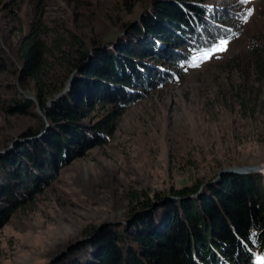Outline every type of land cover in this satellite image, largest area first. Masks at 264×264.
<instances>
[{
    "label": "rangeland",
    "instance_id": "1",
    "mask_svg": "<svg viewBox=\"0 0 264 264\" xmlns=\"http://www.w3.org/2000/svg\"><path fill=\"white\" fill-rule=\"evenodd\" d=\"M205 1L229 32L227 50L195 68L187 65L195 51L186 48L179 61L149 58L166 70L160 84L126 107L88 108L84 121L105 126L101 141L70 155L38 191L18 199L0 226V264H50L94 228L125 223L145 197L213 181L226 168L264 163V80L253 73L247 51L254 40L264 56V0ZM130 3L0 0V42L17 64L19 48L32 33L49 47L58 37L69 42L70 33L107 43L138 18L142 6ZM249 8L253 14L244 23ZM15 71L9 66L0 72V147L8 149L40 121L37 115L46 118L39 107L25 114L8 110L18 94L34 98L32 80Z\"/></svg>",
    "mask_w": 264,
    "mask_h": 264
},
{
    "label": "trees",
    "instance_id": "2",
    "mask_svg": "<svg viewBox=\"0 0 264 264\" xmlns=\"http://www.w3.org/2000/svg\"><path fill=\"white\" fill-rule=\"evenodd\" d=\"M138 3V18L107 43L70 33L69 42L58 37L49 47L32 33L19 48L17 64L0 42V72L13 66L34 89V98L12 97L8 110L25 114L39 107L46 117L35 113L36 125L10 149L9 144L0 147V200L5 203L0 226L18 199L38 191L50 171L101 141L105 126L84 121L88 108L126 107L166 76L165 68L149 58L179 61L187 56L183 48H205L229 33L205 0H131L128 7ZM247 51L253 73L264 80L261 45L250 40ZM261 257L264 172L223 171L213 181L183 185L170 195L155 193L153 200L145 197L125 223L94 228L50 264H261Z\"/></svg>",
    "mask_w": 264,
    "mask_h": 264
},
{
    "label": "snow or ice",
    "instance_id": "3",
    "mask_svg": "<svg viewBox=\"0 0 264 264\" xmlns=\"http://www.w3.org/2000/svg\"><path fill=\"white\" fill-rule=\"evenodd\" d=\"M241 4H248L250 0H239ZM252 10L249 8L241 19L244 23H247L249 18L252 16ZM235 35V34H233ZM230 43L229 38L221 37L216 42L212 43L210 46L195 50V54L190 57L187 61L188 67H199L202 63L207 62L209 59L216 56L217 53H221L227 50ZM261 264H264V257L260 258Z\"/></svg>",
    "mask_w": 264,
    "mask_h": 264
},
{
    "label": "water",
    "instance_id": "4",
    "mask_svg": "<svg viewBox=\"0 0 264 264\" xmlns=\"http://www.w3.org/2000/svg\"><path fill=\"white\" fill-rule=\"evenodd\" d=\"M70 88V84L67 87V90ZM223 171L237 173V174H247L250 172H263L264 171V163L256 164V165H245V166H233L230 168L223 169Z\"/></svg>",
    "mask_w": 264,
    "mask_h": 264
}]
</instances>
